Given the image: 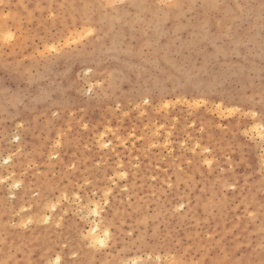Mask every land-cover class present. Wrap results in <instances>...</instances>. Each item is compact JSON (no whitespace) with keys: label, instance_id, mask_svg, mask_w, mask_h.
Returning <instances> with one entry per match:
<instances>
[{"label":"rangeland","instance_id":"rangeland-1","mask_svg":"<svg viewBox=\"0 0 264 264\" xmlns=\"http://www.w3.org/2000/svg\"><path fill=\"white\" fill-rule=\"evenodd\" d=\"M255 127L264 0H0V264H264Z\"/></svg>","mask_w":264,"mask_h":264},{"label":"bare ground","instance_id":"bare-ground-1","mask_svg":"<svg viewBox=\"0 0 264 264\" xmlns=\"http://www.w3.org/2000/svg\"><path fill=\"white\" fill-rule=\"evenodd\" d=\"M220 115V114H219ZM255 131L258 134L259 137L262 138V140L264 141V136H262V129L261 127H255ZM96 207V204L94 205V208ZM89 238L91 243H96L98 239H100V232L98 231V227L96 224L92 225V227L89 230ZM102 239V238H101ZM103 242V241H101Z\"/></svg>","mask_w":264,"mask_h":264}]
</instances>
